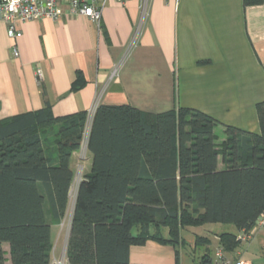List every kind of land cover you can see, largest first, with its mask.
Segmentation results:
<instances>
[{"label":"trees","instance_id":"1","mask_svg":"<svg viewBox=\"0 0 264 264\" xmlns=\"http://www.w3.org/2000/svg\"><path fill=\"white\" fill-rule=\"evenodd\" d=\"M84 84L78 77L73 89ZM257 110L260 133L227 126L218 145V121L201 110L99 104L87 135L92 169L76 190L67 263L130 264L132 246L156 240L175 248L179 264L185 227L224 223L249 232L264 214V101ZM88 119L87 111L56 116L47 99L39 109L0 119V264L52 263V224L68 212L72 156ZM237 236L219 234L222 249L236 250ZM209 243L197 237L196 245ZM213 262L207 249L193 264Z\"/></svg>","mask_w":264,"mask_h":264},{"label":"crops","instance_id":"2","mask_svg":"<svg viewBox=\"0 0 264 264\" xmlns=\"http://www.w3.org/2000/svg\"><path fill=\"white\" fill-rule=\"evenodd\" d=\"M64 9L56 20L18 22L22 35L17 39L0 18V119L39 109L46 99L56 116L79 111L90 116L99 96V104H128L154 113L201 110L218 121V145L227 126L261 132L257 105L264 101V2L110 0L99 21ZM78 77L85 84L73 89ZM79 150L72 156L71 220V196L93 164L90 151L81 159ZM218 166H225L221 156ZM223 232L239 234L224 223L183 228L179 264H193L207 249L215 261ZM198 236L210 243L196 245ZM226 253L264 264V227ZM130 264H177L175 248L148 240L131 247Z\"/></svg>","mask_w":264,"mask_h":264},{"label":"built area","instance_id":"3","mask_svg":"<svg viewBox=\"0 0 264 264\" xmlns=\"http://www.w3.org/2000/svg\"><path fill=\"white\" fill-rule=\"evenodd\" d=\"M110 0H0V18L8 25L9 34L17 39L22 32L17 27L18 22L36 21L44 18L58 19L67 7L71 14H83L94 21L101 18L102 9ZM126 2L127 0H117ZM147 0H144V4ZM14 56L19 52L14 46ZM40 75H42L39 69ZM99 105V96L91 110L93 116ZM264 227V214L257 220L255 226L249 232H241L237 239L244 242L251 238L252 234L259 228ZM214 264H252L244 259L230 258L226 251L219 249L216 253Z\"/></svg>","mask_w":264,"mask_h":264},{"label":"rangeland","instance_id":"4","mask_svg":"<svg viewBox=\"0 0 264 264\" xmlns=\"http://www.w3.org/2000/svg\"><path fill=\"white\" fill-rule=\"evenodd\" d=\"M92 113V112H91ZM90 113L88 122H87V127H86V133H85V138L83 141V144L81 146V149L79 150L81 159L85 158L87 154H89V150L87 147V135L88 131L90 129L91 125V120H92V114ZM81 161V160H79ZM80 174V173H79ZM75 194V192H74ZM74 194L71 196V205H74L75 198ZM71 206V207H72ZM71 211L69 208V211L67 212L66 219L61 222V224H57L53 226V232H52V241H53V251H52V263L51 264H68L67 259H66V249H67V236H66V231L68 228L69 222L71 223ZM226 226L227 230L230 231H235L236 227L232 224H224ZM165 233V232H164ZM6 250H8V246H4ZM9 257V255H7ZM7 264H11V262L8 260Z\"/></svg>","mask_w":264,"mask_h":264}]
</instances>
